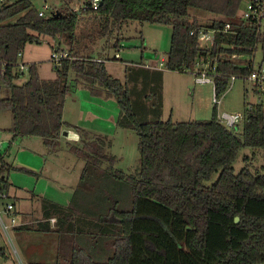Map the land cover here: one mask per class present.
Here are the masks:
<instances>
[{
	"label": "trees",
	"instance_id": "obj_1",
	"mask_svg": "<svg viewBox=\"0 0 264 264\" xmlns=\"http://www.w3.org/2000/svg\"><path fill=\"white\" fill-rule=\"evenodd\" d=\"M242 1L103 0L96 13L76 15L61 9L47 17L38 16L32 0L0 8V112L11 114L7 130L13 137L36 136L51 152L60 148L71 73L91 94L114 98L119 107L117 125L138 136V170L125 174L113 168L115 158L107 151L110 142L105 136L67 124L77 135L67 148L84 161L74 197H83L80 201L73 197L66 207L42 203L43 231L50 230L48 220L56 217L58 248L53 264L264 263V162L253 172L246 166L235 172L233 167L240 150L264 151V99L247 107L241 127L232 129L218 121L216 104L205 120L141 121L132 98L134 88L110 75L104 62L76 52L70 55L71 47L69 58L54 67L55 78H41L38 64L31 63L27 79L14 83L24 76L15 71V63L27 43L63 37L71 46L76 29L86 18L97 22V37L106 35L108 47L117 50L122 48V27L131 22L171 26L164 68L187 73L194 72L196 63L210 62L216 73L215 96L220 98L230 76L245 79L254 71L251 62L238 64L235 59L251 55L258 43L264 44L263 34L252 23L233 20ZM192 8L224 20L213 19L203 26L190 20ZM226 21L231 22L230 29L222 32ZM204 27L219 31L208 47H200L198 41V31ZM162 76V70L145 66L126 74L128 82H141L142 91L151 84L156 98L153 114L161 111ZM254 90L258 93L256 85ZM5 151H0V194L8 195L5 174L11 165L4 159ZM214 174L217 178L211 180ZM100 180L105 183L103 190L97 188V196H89L87 191ZM117 184L128 188L126 202L116 197L120 191H111ZM78 212L92 219L79 227L72 220ZM75 233H83L87 240L77 239ZM0 256L5 257L2 248Z\"/></svg>",
	"mask_w": 264,
	"mask_h": 264
},
{
	"label": "rangeland",
	"instance_id": "obj_2",
	"mask_svg": "<svg viewBox=\"0 0 264 264\" xmlns=\"http://www.w3.org/2000/svg\"><path fill=\"white\" fill-rule=\"evenodd\" d=\"M32 2L38 8L43 4V0H32ZM242 7H240V11ZM189 15L190 20L195 19L203 26L210 24L213 19L224 20L222 16L195 8L189 10ZM239 17L238 13L233 20L237 21ZM96 26L97 22L85 18L76 29V39L71 46L63 37L56 40L42 37L39 43H27L23 50L24 59L38 64L41 78L53 79L55 78V69L50 60L51 51L59 47L68 53L71 47L74 53L69 51L70 55H76V52L81 56L103 59L110 75L127 83L129 89L134 88L132 98L134 101L136 100L135 110L141 121L171 119L173 122H185L205 120L211 117L214 108L211 85L194 84V72L178 73L166 71L164 68L170 45L171 26L131 22L122 27L124 46L118 50L108 47L110 41L106 35L101 38L97 37ZM262 29L259 34H263L264 38V21ZM205 45H208L207 41L200 42V47ZM115 52H118L119 58L114 57ZM235 62L238 64L251 62L254 71L262 70L264 72V44L258 43L254 53L238 57ZM155 65L160 67L159 70H162L163 74L160 93L162 105L158 114L151 112L154 106L153 102H156L155 96L150 91L151 84L142 91L140 89L141 82L134 84L126 80V74L132 68L144 66L147 68ZM25 79H27V74L15 80L14 83L20 84ZM67 85L68 90L62 113L64 126L60 133L61 146L56 152L49 151L39 137H13L7 130L11 125V114L8 111L0 112V137L5 141L3 148H6L4 159L8 165H11V169L5 174L10 185L8 195L11 198L0 199V213L4 222L8 224V216L3 213L4 204L14 202L15 208L19 211L28 210L31 213L32 221L30 225L21 226V233L30 234L29 237H31L27 243V251L21 250L19 239L15 237L12 227L8 229L7 233L0 229V248L5 253V257L0 256V264H28L33 257L40 261L36 263H49V259H51L50 244H45L43 240L48 242L53 236L52 233L43 232L40 227V224L45 222L43 211L40 208L42 209L43 201L63 207L68 206L74 197L84 165V161L79 160L67 148V143H73L77 136L74 129L71 126L68 127L67 124L78 126L92 134L105 136L110 142L107 151L115 158L114 169L125 174H135L138 170V136L132 129L117 125L119 107L115 99L91 94L82 82L75 81L72 73L68 78ZM260 97L261 95L255 92L254 84L251 81L236 78L231 87L221 95L217 112H238L243 115L247 107L260 101ZM241 124H239L240 127ZM263 154V150L253 151L249 148L240 150L233 164L235 172L243 166L248 167L252 172L259 170L264 162ZM244 156H246V160H243ZM216 178L217 174H214L211 180ZM104 185L102 180L95 181L94 186L87 191V194L89 196L96 195L97 188H102ZM111 189L113 194L120 191L119 196L118 193L115 194L116 197L125 198V202L128 200L129 192L126 186L123 185L120 188L117 184ZM82 197L77 195L74 199L80 201ZM53 218L56 222V217ZM90 218L92 219V217ZM17 220L18 223L21 222L20 217ZM48 222L51 221L48 220ZM55 222L53 223L57 225ZM49 231L52 232V230Z\"/></svg>",
	"mask_w": 264,
	"mask_h": 264
},
{
	"label": "built area",
	"instance_id": "obj_3",
	"mask_svg": "<svg viewBox=\"0 0 264 264\" xmlns=\"http://www.w3.org/2000/svg\"><path fill=\"white\" fill-rule=\"evenodd\" d=\"M18 0H0V8L3 6H6L8 4L14 3ZM103 0H43V4L41 7H37V13L38 16L41 17H47L52 16L54 13L61 11V9H66L70 11L71 13H74L76 15H82L84 13H96L100 6L102 5ZM242 7V10L240 11L239 8V20L236 22H244V23H252L258 30V33L262 31V22L264 21V0H243L241 2L240 7ZM230 23L229 21H226L222 32H227L230 29ZM219 32L218 29H211V28H201L198 31V41H207L208 45H205L204 47H208L212 44L214 40L215 33ZM192 34V32H191ZM124 46L123 43H120V47ZM22 54L23 52L17 53V61L15 63V71L16 72H23L26 74L29 63H25L22 61ZM114 57L119 58L118 52L114 53ZM233 58H236L235 55L232 56ZM241 57V56H239ZM69 58L68 53L65 50L62 49H53L50 53V60L52 61L54 67H60L61 61L64 59ZM238 58V57H237ZM93 61L96 62H103V59L101 58H93ZM2 62V61H1ZM4 63V62H2ZM162 63L160 64V66ZM210 62L205 63H196V66L194 67V84H210L212 87V102L216 105H219L220 98H217L215 96L214 92V80L213 76L216 75L214 68L211 67ZM210 69V70H209ZM3 72V69L2 71ZM237 77L232 75L229 77V84L228 88L231 87L234 80ZM245 80L251 81L254 85H256V88L258 90V93L261 95V99H264V72L262 70L257 71H251L250 74L245 77ZM245 115L241 113H229L225 111L217 112V119L218 121L225 126L228 129L234 128V126H237L238 124L242 123L244 120ZM4 143L0 137V151L4 150ZM9 196L5 194H0V199H7ZM15 204L12 202H6L4 204L3 213H5L8 216L9 223H5L1 213H0V229L1 231L7 233L8 229L10 227H18L22 224L18 223L17 218L14 214ZM51 222H55V218L49 219ZM264 264V263H261Z\"/></svg>",
	"mask_w": 264,
	"mask_h": 264
},
{
	"label": "crops",
	"instance_id": "obj_4",
	"mask_svg": "<svg viewBox=\"0 0 264 264\" xmlns=\"http://www.w3.org/2000/svg\"><path fill=\"white\" fill-rule=\"evenodd\" d=\"M22 61L25 62V63H29V64L34 63V62L25 61V59H24V53L22 54ZM147 68H150V69H159L160 67L157 66V65H155V66H148ZM25 80H23V81H25ZM40 210H42V209L40 208ZM14 214H15L16 218H19V217L21 218V222L20 223H22V225L13 228L14 229V233H15V237L17 239H19V244H20L21 250L22 251H27V249H28L27 243L31 240V237H29L30 234H22L21 233V231H22L21 230V226H25V225L32 224V221L30 219L31 213L28 212V210L27 211H25V210H20L19 211L17 208H15L14 209ZM90 219H91L90 217H87L85 215H82V214H80L78 212V213H76V216H73V219L72 220H74V221L76 220L77 223H78V226L80 227V225H81V227H82V224L85 223V225H86L87 222H88V220H90ZM93 221H95V220H93ZM49 223H51V224H49ZM49 229L52 230V232L51 231H46V234H49V233L51 234L52 233L53 238H50V241H48V242L46 240H43L45 244L48 243V244H50V247H51L50 248V254L52 253V255H50V258L51 259H49V263H36V262H40V261H37L35 259V257H33V258L30 259V261L28 262V264H53L54 263L55 256H56V253H57V248H58V233L56 232L57 225H55L53 222H48V230ZM77 229H78V227L76 228V230ZM75 235H76L77 239H79V240H87V236L83 235V233H80L79 235H77L75 233ZM49 242H51L52 245ZM53 257H54V259H53ZM19 260H20V258H19Z\"/></svg>",
	"mask_w": 264,
	"mask_h": 264
},
{
	"label": "water",
	"instance_id": "obj_5",
	"mask_svg": "<svg viewBox=\"0 0 264 264\" xmlns=\"http://www.w3.org/2000/svg\"><path fill=\"white\" fill-rule=\"evenodd\" d=\"M234 221H235V222H238V218L236 217V218L234 219Z\"/></svg>",
	"mask_w": 264,
	"mask_h": 264
}]
</instances>
